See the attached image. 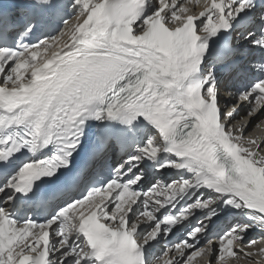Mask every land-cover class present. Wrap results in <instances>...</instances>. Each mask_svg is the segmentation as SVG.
Segmentation results:
<instances>
[{
	"label": "snow or ice",
	"instance_id": "snow-or-ice-1",
	"mask_svg": "<svg viewBox=\"0 0 264 264\" xmlns=\"http://www.w3.org/2000/svg\"><path fill=\"white\" fill-rule=\"evenodd\" d=\"M244 102L264 0H0V264H264Z\"/></svg>",
	"mask_w": 264,
	"mask_h": 264
},
{
	"label": "bare ground",
	"instance_id": "bare-ground-1",
	"mask_svg": "<svg viewBox=\"0 0 264 264\" xmlns=\"http://www.w3.org/2000/svg\"><path fill=\"white\" fill-rule=\"evenodd\" d=\"M248 105H244L242 108V112L239 114L235 115L234 121H233V127H237V121L241 122V123H247V128L245 131V134L252 137V138H260V139H264V124H261L259 128H256L255 126L257 125V123H259V121L264 120V115H258V116H254L252 118L249 119H245L246 117V112L248 110ZM264 154V153H262ZM224 220V219H223ZM226 221V220H224ZM228 223V222H227ZM219 223L218 220L216 221V229L217 230H222V229H227L231 223H234L233 220L229 221V223ZM262 234L257 231V230H251L245 237V241H247L248 239L251 238H259ZM177 237H173V239H176ZM163 243V242H162ZM260 246H264V242H262L260 245H257V247ZM248 251H251V249H247ZM253 260H255L256 258L253 257ZM213 260H215V257H213ZM230 264H247V260L245 259H235L230 261Z\"/></svg>",
	"mask_w": 264,
	"mask_h": 264
},
{
	"label": "rangeland",
	"instance_id": "rangeland-1",
	"mask_svg": "<svg viewBox=\"0 0 264 264\" xmlns=\"http://www.w3.org/2000/svg\"><path fill=\"white\" fill-rule=\"evenodd\" d=\"M223 219L226 220V221H224ZM231 220H233L232 217H229V216H221V218L218 219V222L219 223H227V222L229 223V221H231Z\"/></svg>",
	"mask_w": 264,
	"mask_h": 264
}]
</instances>
